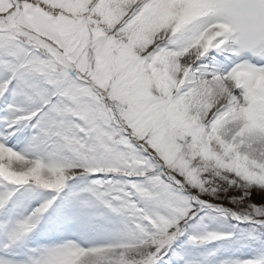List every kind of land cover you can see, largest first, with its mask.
<instances>
[{
  "label": "snow or ice",
  "instance_id": "snow-or-ice-1",
  "mask_svg": "<svg viewBox=\"0 0 264 264\" xmlns=\"http://www.w3.org/2000/svg\"><path fill=\"white\" fill-rule=\"evenodd\" d=\"M0 264H264V0H0Z\"/></svg>",
  "mask_w": 264,
  "mask_h": 264
}]
</instances>
